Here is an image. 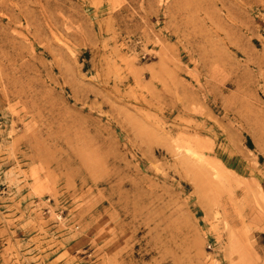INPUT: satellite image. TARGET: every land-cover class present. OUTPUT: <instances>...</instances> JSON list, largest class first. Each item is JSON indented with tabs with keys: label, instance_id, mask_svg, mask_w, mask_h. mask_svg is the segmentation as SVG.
Returning <instances> with one entry per match:
<instances>
[{
	"label": "rangeland",
	"instance_id": "374dc122",
	"mask_svg": "<svg viewBox=\"0 0 264 264\" xmlns=\"http://www.w3.org/2000/svg\"><path fill=\"white\" fill-rule=\"evenodd\" d=\"M0 264H264V0H0Z\"/></svg>",
	"mask_w": 264,
	"mask_h": 264
}]
</instances>
